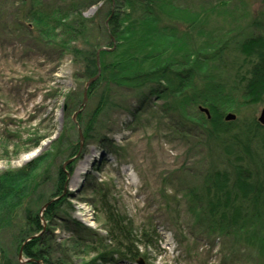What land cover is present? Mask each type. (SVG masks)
<instances>
[{"label": "rangeland", "instance_id": "1", "mask_svg": "<svg viewBox=\"0 0 264 264\" xmlns=\"http://www.w3.org/2000/svg\"><path fill=\"white\" fill-rule=\"evenodd\" d=\"M68 1L42 0L54 6ZM97 1L85 0L81 14L102 32L109 5ZM30 2L0 0V174L22 168L33 169L31 174L43 173L37 190L46 197L56 188L57 168L65 169L74 161L62 187L67 209L58 211L48 224L54 242L75 254L74 264H92L93 252L72 247V221H78L89 237L100 234L106 244H114L108 238L99 194H95V187H101L114 211L131 221L134 236L145 233L131 243L140 253L135 259L114 256L115 261L94 264H264V244L257 245L254 236L243 235L239 240L221 236L208 232L198 221L187 193L200 186L201 150L168 132V125L160 124L148 111H137L135 99L100 116L97 130L84 145L82 124L96 103V96L88 97L87 91L83 101L91 78H83V62L74 59L72 41L65 49L42 41L35 23L21 16L19 10ZM178 6L185 9L176 17L181 28L189 25V16L206 18L204 25L192 31L194 49L206 38L232 48L244 37L264 35V0H178ZM93 35L94 29L78 48L90 51L96 43L104 48L100 50L113 48ZM77 97L81 104L73 111ZM263 102L242 113L234 108L228 112L257 119ZM79 112L82 124L77 121ZM76 140L78 151L69 156L67 148ZM79 163L84 168L71 183ZM38 192L29 197L34 208L41 206ZM12 238L11 230L0 227V247L6 248L9 258L24 263L22 255L14 254Z\"/></svg>", "mask_w": 264, "mask_h": 264}, {"label": "trees", "instance_id": "2", "mask_svg": "<svg viewBox=\"0 0 264 264\" xmlns=\"http://www.w3.org/2000/svg\"><path fill=\"white\" fill-rule=\"evenodd\" d=\"M84 1L54 6L31 0L28 8L23 4L19 10L35 23L42 41L60 49L73 42L71 52L74 59H82L85 80L99 71L87 88L88 97L94 94L96 103L84 124L82 113L77 115L84 145L97 130L100 116L135 99L137 111H148L150 117L168 125V132L201 150L200 186L187 193L198 221L208 232L234 239L254 236L257 245L264 244V125L255 116L224 119L228 110L242 113L264 99V35L244 37L232 48L206 38L194 49L192 31L204 25L206 18L189 16V25L181 28L176 17L185 9L178 6V0H104L109 5L108 18L101 32L82 16ZM93 29V36L104 41L102 45L113 47L100 50L98 60L99 43L90 51L78 48ZM73 103L74 111L80 107V98ZM199 106L208 109V117ZM78 145L76 140L67 148L69 156L77 153ZM73 162L65 169L57 168L56 188L46 197L37 190L43 173L31 174L33 169L22 168L0 174V227L12 231L14 254L20 252L26 259L22 263L9 258L1 246L0 264H74L75 254L64 244H56L48 228L58 211L67 209L62 187ZM37 192L41 206L34 208L29 197ZM95 194H99L108 238L114 244H106L100 234L89 237L84 225L72 221L71 246L75 251L93 252L92 264L115 261L114 256L135 259L140 253L131 247L137 235L132 233L131 221L114 211L101 187H95Z\"/></svg>", "mask_w": 264, "mask_h": 264}, {"label": "water", "instance_id": "3", "mask_svg": "<svg viewBox=\"0 0 264 264\" xmlns=\"http://www.w3.org/2000/svg\"><path fill=\"white\" fill-rule=\"evenodd\" d=\"M100 49H104V48H99V49L97 50V52H96V58H97V60H98V52L100 51ZM98 75H99V71H98L97 74H96L93 78H91V79L89 80V82L87 83V86H86L85 89H84V98H83V101H85V100L87 99V97H86V91H87V87H88L89 83H91L94 79H96V78L98 77ZM199 110L202 111V112H204V113L207 115V117L209 116V112H208V109H207V108L202 107V106H199ZM235 118H236L235 114L230 113V112H228V113H226V114L224 115V119H225V120H234ZM257 121H258L260 124L264 125V103H263V105H262V107H261V109H260L259 115H258V117H257ZM46 204H47V203H46ZM43 208H45V206H44ZM19 255H21V254H19ZM137 262H138L139 264H143L142 261H137Z\"/></svg>", "mask_w": 264, "mask_h": 264}, {"label": "bare ground", "instance_id": "4", "mask_svg": "<svg viewBox=\"0 0 264 264\" xmlns=\"http://www.w3.org/2000/svg\"><path fill=\"white\" fill-rule=\"evenodd\" d=\"M83 168H84V164H83V163H79V164L77 165V167H76V169H75V171H74V175H73L72 178H71V183H73V182L75 181L77 174H78L79 172H81ZM18 254H20V252H19Z\"/></svg>", "mask_w": 264, "mask_h": 264}]
</instances>
